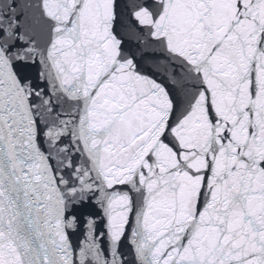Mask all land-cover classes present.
<instances>
[{
    "label": "snow or ice",
    "instance_id": "obj_1",
    "mask_svg": "<svg viewBox=\"0 0 264 264\" xmlns=\"http://www.w3.org/2000/svg\"><path fill=\"white\" fill-rule=\"evenodd\" d=\"M0 264H264V0H0Z\"/></svg>",
    "mask_w": 264,
    "mask_h": 264
}]
</instances>
